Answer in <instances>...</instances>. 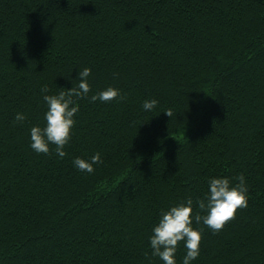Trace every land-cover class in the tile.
Here are the masks:
<instances>
[{"label": "trees", "instance_id": "trees-1", "mask_svg": "<svg viewBox=\"0 0 264 264\" xmlns=\"http://www.w3.org/2000/svg\"><path fill=\"white\" fill-rule=\"evenodd\" d=\"M85 66L67 155L36 152L42 88ZM109 85L123 99H90ZM241 172L247 206L218 231L193 219L192 264H264V0H0V264H163L160 210L191 196L194 216L210 177Z\"/></svg>", "mask_w": 264, "mask_h": 264}, {"label": "clouds", "instance_id": "clouds-1", "mask_svg": "<svg viewBox=\"0 0 264 264\" xmlns=\"http://www.w3.org/2000/svg\"><path fill=\"white\" fill-rule=\"evenodd\" d=\"M91 67L85 66L79 69L80 77L78 85L67 88L68 91L49 93L44 86L43 101L47 108L44 112L45 124L41 127L34 124L30 127V147L38 153L50 151V144L55 145V151L59 157L67 155L65 145L70 141L73 125L75 124L76 113L79 111V104L74 102L73 97L85 96L90 91L88 77ZM120 97V89L109 85L91 95L90 99L109 101ZM159 100L156 97L145 98L143 108L152 110ZM171 116V110H165ZM26 114L17 111L15 120L24 121ZM101 155L96 152L85 158L76 156L73 158V165L83 172L94 171L96 163L100 162ZM233 179L236 180L233 183ZM248 185L244 173H238L235 178L224 175H215L208 179V189L203 197L196 200L199 211L193 216V198L185 197L168 208H162L158 221L153 225L149 242L152 254L158 256L163 264H177L176 252L178 242H184L185 254L182 257V264H192L200 255V242L202 239V228L194 227L193 219L197 223L201 221L214 231L220 230L226 221L233 218L238 208L246 207L248 204Z\"/></svg>", "mask_w": 264, "mask_h": 264}]
</instances>
